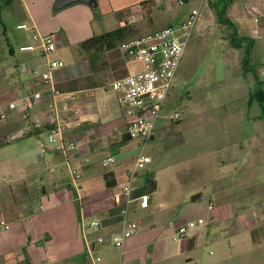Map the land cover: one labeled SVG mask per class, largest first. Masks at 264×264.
I'll return each instance as SVG.
<instances>
[{"label": "crops", "instance_id": "crops-1", "mask_svg": "<svg viewBox=\"0 0 264 264\" xmlns=\"http://www.w3.org/2000/svg\"><path fill=\"white\" fill-rule=\"evenodd\" d=\"M56 1L0 0V3L17 5L23 10L25 22L18 25V28L22 25L29 27L23 29L29 35V42H33L28 46L35 45V32L52 36L59 43V50L50 58L43 57L39 50L21 51V48L26 46L20 47L21 52L28 53L24 58L27 67L22 64L17 69L28 76L31 91L26 90L24 83L19 87L13 81L11 70L6 72L5 68H0V81L5 83V93L11 98L9 104L3 106L6 110L0 109V112L8 117L7 122L0 123V143H6L0 148V218L10 226L8 231L0 229V264H92L87 255L85 236L91 241L99 237L112 241L123 232V211L126 209V203L122 189L127 184L128 172L135 163V151L142 146L140 140L126 136L127 126L132 118L127 116L119 105L118 94L107 88L111 82L123 79L133 70L140 68L128 63L119 47L108 52L90 53L80 51V45L92 37L116 30L125 21L137 23V18L131 19V16L138 11L142 3L147 2L143 8L144 13H152L156 8L166 6L169 0H97V9L84 3H74L60 10L55 9ZM251 1L238 0L232 4L230 18L235 22L240 36L255 41L251 63L257 67L264 95V10L259 13L251 12L260 10L251 8ZM243 4L246 10L244 16L241 10ZM133 10L136 11L132 13ZM251 13L254 14L252 18ZM104 23L111 27L110 30H103ZM137 30L141 28L138 26ZM12 53L15 54V51ZM50 59H59L65 63L63 69L53 73L54 88L62 94L77 95L82 109L80 118L65 126V134L71 136L76 144L70 160V165L81 175L76 185L73 181L71 183L69 170L57 150L51 147L47 154H41L39 137L45 139L46 132H42L39 137L27 134L9 140L11 136L29 126L47 122L51 104L49 92L41 80L34 78L30 72H46ZM0 65L6 67V62ZM253 81L255 83L254 76ZM36 92L44 93L45 97L29 112L27 120L21 118L22 106L17 110L9 108L11 103L22 104ZM65 98L59 97V103L63 104ZM254 103H250L249 95V107ZM162 112L158 120L167 119ZM261 115L262 111L258 117L259 121L252 125L254 138L248 140L250 150L244 157L246 161L254 163L247 169L259 179L264 177V127L261 123L264 119ZM166 134L168 138L173 137L169 130ZM155 138L156 131L145 147L152 144ZM234 145L238 146L237 143ZM226 149L230 161L239 160L238 156H243L241 147L238 148L239 151L233 150L232 145ZM103 154L105 157L99 160ZM110 156L115 157V163L106 169L102 166V161ZM152 163L151 159L144 169L137 172L135 197H150L151 194L145 189L149 176L153 175L152 171L148 170ZM153 178L156 181L154 175ZM175 180L176 176L175 179L169 180V183L174 185ZM237 192L232 209L243 211L235 214L234 218H229L228 226H233V238L238 239L239 235L245 234L248 247L254 248L252 251L256 252L264 243V198L260 200L258 195L250 196L246 189ZM200 196H187L185 204L188 199L194 202ZM167 204L166 209L160 210L151 198L147 208H141L138 201L132 203L129 216L138 223L137 233L126 241L122 249L115 248L110 243L98 246L97 253L102 258L99 264H124V254L128 259L126 264H145L137 251L146 245L147 240L143 243L139 241L147 234H152L151 240L157 241V245L162 242L156 252L160 261L180 264L179 258L183 255L181 249H194L196 238L205 227H201V230L193 233L190 238L187 236L179 239L182 245L177 247L174 244L177 241L174 235L165 237L173 233L171 230L166 231L169 229V220L166 217L181 206L174 191L168 197ZM255 204L259 205L258 210L248 211V208H253ZM83 218L87 222L99 221L100 228H90L83 233L80 225ZM209 226L210 224L206 227ZM159 234L165 235L160 239ZM117 250L121 251L120 255ZM190 263L187 258L186 264ZM212 264L229 263L224 255L221 260Z\"/></svg>", "mask_w": 264, "mask_h": 264}, {"label": "rangeland", "instance_id": "rangeland-1", "mask_svg": "<svg viewBox=\"0 0 264 264\" xmlns=\"http://www.w3.org/2000/svg\"><path fill=\"white\" fill-rule=\"evenodd\" d=\"M184 1L185 5L180 6L177 0H169L163 8L155 7L156 10L152 13L147 11L137 17V23H132L136 33L128 39L143 37L147 32L167 26L178 27L193 9L199 10L193 36L186 47L162 112L167 119L157 121L156 138L143 149V153L153 161L148 170L152 171L158 185L156 193L151 194L150 198L163 210L168 205V197L175 192L177 202L181 206L166 217L169 220V229L166 231L171 230L173 233L165 237L174 235L177 239L174 244L177 247L182 245L176 236L180 227L199 219L205 221L202 226L205 229L198 234L194 249H181L183 255L179 258L180 264H186L187 258L190 259V264H212L221 260L224 255L229 264H264V243L261 246L263 248L253 252L254 248H249L248 242L245 241V234L239 235L238 239L233 238V226H228L227 222L229 218L232 219L235 214L243 211L232 209L238 190L246 189L250 196L258 195L260 200L264 198V177H255L247 169L254 163L244 158L250 150L248 140L254 138L252 125L259 121L261 113L258 104L254 103L249 107L253 75L243 76L241 60L244 49L235 50L231 47L230 37L233 30L218 22L209 0ZM253 1L250 7L260 10L251 12L259 13L264 10V0ZM241 8L244 16V4ZM22 11L17 5L0 3V63L6 62V67L0 65V68H5L6 72L11 70L13 81L19 87L24 83L26 90L31 91L28 76L17 69L22 64L27 67L24 58L28 53L21 52L20 47L33 44L29 42L27 32L18 28V25L25 22ZM128 12L130 13V9ZM231 14L229 8L228 17ZM252 15L254 14H250L251 18ZM138 26L141 30H137ZM102 27L105 31L111 28L106 23ZM12 51H15V54ZM132 66L140 68L139 64ZM0 88V109L6 110L3 106L9 104L11 98L5 93V83L2 81ZM176 112L181 114L179 122L169 119ZM261 123L264 127V120ZM167 130L172 138L166 137ZM236 143L238 146L234 145ZM230 145L233 150L242 148L243 156H238L239 160L228 159L229 152L226 148ZM135 152L136 159L141 149ZM104 157V154L101 155L99 160ZM175 176V184L171 185L169 180L175 179ZM199 194L201 196L197 200L190 202L188 199L185 204L187 196L191 198ZM210 205L213 206L212 210L209 209ZM258 206L255 204L253 208H248V211L258 210ZM227 227L230 228L224 230ZM200 230L201 227L195 232ZM195 232H191L188 237ZM151 235L147 234L139 241L143 243L147 240L146 245L137 251L143 263L173 264L171 261L163 262L157 258L156 252L162 242L157 245V241L151 240ZM163 235L165 234H159V238ZM117 252L120 255L121 251ZM255 254L257 255L254 256ZM122 260L126 264V254Z\"/></svg>", "mask_w": 264, "mask_h": 264}, {"label": "built area", "instance_id": "built-area-1", "mask_svg": "<svg viewBox=\"0 0 264 264\" xmlns=\"http://www.w3.org/2000/svg\"><path fill=\"white\" fill-rule=\"evenodd\" d=\"M177 3L180 6L185 5L184 0H177ZM140 15H144V9L141 6L131 16V19H136ZM198 16L199 10L193 9L178 27L167 26L157 32L128 40L119 46L127 62L139 64L140 69L133 70L123 79L111 82L107 88L118 94L117 101L119 105L124 109L126 115L132 118L127 126L126 136L130 139L140 140L142 146L133 167L128 172V182L122 189V196L126 203V209L123 211V232L114 237L112 241L104 237L91 241L85 236L87 255L92 264H99L102 261L101 256L97 253L98 246H105L110 243L115 248L122 249L126 241L138 231V223L130 218L129 209L135 201L140 203L141 208H147L149 205L150 197L148 195L135 197L137 172L144 169L151 162V158L143 153V149L145 144L155 135L157 121L173 88L186 47L193 36ZM19 28L28 29L29 27L22 25ZM33 41L35 45L22 47L21 51L39 50L43 57L50 58L59 50V43L52 36L35 32ZM64 67V61L50 59L46 72L38 70L30 72L34 78L41 80L43 86L49 92L51 99L50 115L46 123L29 126L24 131L11 136L9 140L27 134L39 137L42 132H46L45 139L39 137L41 154H47L51 147L57 150L69 170L73 183L76 185L81 179V175L70 165L71 155L76 149V144L72 138L69 139L66 136L65 126L69 122L78 119L82 114V109L77 95L62 94L53 86V73ZM61 96L66 97L63 104L58 101ZM44 97V93L36 92L22 104L11 103L9 108L17 110L22 106L21 118L27 120L29 112ZM169 119L179 122L181 114L176 112ZM7 120V115L0 112V123L7 122ZM114 163L115 157L110 156L102 161V166L107 169ZM78 201H80L79 194ZM41 209H43V206H41ZM209 209L212 210L213 207L210 206ZM80 225L83 233H86L90 228H100L99 221L87 222L84 218L81 219ZM204 225L205 221L203 219L191 221L188 225L180 227L176 236L178 239L186 238L191 232H195ZM0 229L3 231L10 230L9 224L2 218H0ZM117 264H121V262Z\"/></svg>", "mask_w": 264, "mask_h": 264}, {"label": "trees", "instance_id": "trees-1", "mask_svg": "<svg viewBox=\"0 0 264 264\" xmlns=\"http://www.w3.org/2000/svg\"><path fill=\"white\" fill-rule=\"evenodd\" d=\"M236 1L238 0H209V5L216 13L218 22L233 30L230 37L231 47L235 50L244 49V55L241 60L243 76L245 77L247 74L251 73L255 79V83L250 92V103L255 102L259 105L262 111L261 118L264 119V95L261 87L262 84L258 78L257 67L251 63V53L255 41L251 38L240 36L235 22L227 15L230 6ZM146 5L147 2H144L140 6L144 8ZM135 33L136 28L132 25V23L125 21L114 31H110L84 41L80 45V51L90 53H103L112 51L118 48L122 43L126 42L129 38L134 36ZM5 145V142L0 143V148ZM145 190L148 194L156 193L157 183L154 180L153 175L149 176Z\"/></svg>", "mask_w": 264, "mask_h": 264}, {"label": "water", "instance_id": "water-1", "mask_svg": "<svg viewBox=\"0 0 264 264\" xmlns=\"http://www.w3.org/2000/svg\"><path fill=\"white\" fill-rule=\"evenodd\" d=\"M74 3H84L91 8H97V0H57L55 4V9L60 10Z\"/></svg>", "mask_w": 264, "mask_h": 264}]
</instances>
